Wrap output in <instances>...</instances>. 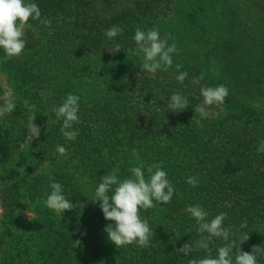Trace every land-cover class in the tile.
Returning <instances> with one entry per match:
<instances>
[{"label":"trees","instance_id":"16d2710c","mask_svg":"<svg viewBox=\"0 0 264 264\" xmlns=\"http://www.w3.org/2000/svg\"><path fill=\"white\" fill-rule=\"evenodd\" d=\"M243 1L247 13L240 16L218 9L215 0H210L214 9L202 0H186L188 9L181 15L189 29L175 36L178 26H164L175 0H130L109 17L97 13L96 0H31L51 26L29 21L20 58L7 60L0 49V66L16 104L0 118V264H188L209 254L195 249L201 234L185 211L189 205L203 207L209 221L227 213L224 226L232 233L227 242L213 238L212 257L233 240V261L239 247L251 252L264 246V152H257L264 140V0ZM113 26L123 32L109 39L105 32ZM137 27L158 28L160 37L179 49L172 66L154 78L131 54ZM182 38L195 42L185 46ZM109 44L120 45V52L101 62L91 82L83 81L94 64L89 57ZM195 44L205 50L197 52ZM181 72L188 74L183 83L176 78ZM219 85L228 89L225 102L198 124L194 109L203 102L200 89ZM5 92L0 85V97ZM70 93L80 98L74 141L63 137L62 120L52 111ZM173 93L189 101L178 114L167 108ZM25 100L35 105L34 123L41 133L30 149L19 151L33 114ZM57 145L67 155L57 153ZM141 163L146 179L149 165L162 164L175 193L167 205L141 213L155 233L149 247L116 248L104 231L114 222L105 220L99 202H92L95 189L113 169L123 180ZM189 176L198 179V186L186 183ZM52 181L77 205L64 216L44 203ZM26 204L33 206L32 217L23 223ZM244 221L247 227L240 229ZM242 233L249 240L240 246ZM189 242L194 250L184 257L177 249ZM257 260L264 264V255Z\"/></svg>","mask_w":264,"mask_h":264},{"label":"clouds","instance_id":"9594fccd","mask_svg":"<svg viewBox=\"0 0 264 264\" xmlns=\"http://www.w3.org/2000/svg\"><path fill=\"white\" fill-rule=\"evenodd\" d=\"M30 20L39 21L45 27L51 26V21L42 19L38 5L31 0H0V49L3 50L5 59H17L23 55L26 47L25 28L31 26ZM122 32L121 27L113 26L106 30L105 35L109 39H114ZM133 39L136 48L131 50V54L141 58V71L152 74L153 78L158 70L166 71L168 67H171L173 54L179 52L174 41L169 45L167 37H160L158 28L143 31L137 27ZM118 52H120L119 45L116 46V53ZM180 67V65H176L177 69ZM187 75V72H181L176 78L183 83ZM200 94L203 97V102L196 105L194 109L200 117V120L197 121L198 124L201 120L211 118L212 107L222 105L229 93L224 85H219L217 87H202ZM79 99V96L70 93L59 107L53 106L52 108L57 121L62 120L61 134L69 141H74L79 134L74 130V124L79 123ZM0 100L3 101L0 105V118H3L15 110L16 104L10 91L0 97ZM23 103L24 107L33 113L28 119L25 139V143L32 144L34 139L39 138L41 129L34 123L35 105H30L27 100ZM188 103L187 97L180 93H173L169 98L167 108L178 114L188 108ZM56 152L61 156L67 155V149L62 145H57ZM257 152H264V140L260 141ZM132 156L139 160V153L135 149L132 150ZM143 169V163L131 167L129 169L131 176L123 180L118 178V169H113L101 177V182L95 189L92 202H99L105 220L114 222L108 224L104 231L108 240L116 248L129 245H135L142 249L149 247L155 233L141 213L160 205H167L175 193V188L168 179L167 172L163 170L162 164L149 165L147 179ZM186 183L196 187L199 181L196 177L189 176ZM49 187L51 191L47 194L44 203L50 210L64 216L66 211H72L77 207L63 194L60 183L52 181ZM160 210L165 209L160 208ZM185 211L196 221L197 231L201 234L200 239L195 243V249H203L209 253L204 258L188 259V264H258L257 257L264 255V246H253L251 252H243L239 247L235 261H233L232 251L236 245V241L233 240L219 247L217 249L218 256L212 257L209 245L213 238H220L227 242L230 233H232L231 226H224L227 213H220L209 221L207 219L209 213L199 205H189ZM246 227V221L240 224V229ZM239 240L241 246L249 240V234L242 233ZM75 243L80 245V241H75ZM193 250V245L189 242L177 249V252L188 257Z\"/></svg>","mask_w":264,"mask_h":264},{"label":"rangeland","instance_id":"374dc122","mask_svg":"<svg viewBox=\"0 0 264 264\" xmlns=\"http://www.w3.org/2000/svg\"><path fill=\"white\" fill-rule=\"evenodd\" d=\"M130 0H96V8H97V13L100 14L102 17H109L110 15H112V13H114L115 10L120 9L122 6L126 5L129 3ZM204 1V2H203ZM241 2H244L243 0H225V5H224V0L220 1L218 3V0H215V4H217L218 9L221 8V10H225L226 12H229L231 14L230 11L232 12H237L238 15L242 16L245 15L247 13L246 10H244V7H241ZM202 3H204V6L210 9H214V6L210 5V0H202ZM178 7V0H175V5H174V12L172 11V13L170 15H168L165 19H164V26H178V30L176 31L173 29V34L175 36H183L182 33H180V31L185 32L188 31V27H186L182 21H184L186 18H183L184 16L181 15L182 10L188 9L187 5H186V0H180L179 3V8L180 13L177 9ZM230 9V10H229ZM175 11L176 14H175ZM237 15V16H238ZM231 17L233 18L234 22L236 20V17L234 15H231ZM187 20V19H186ZM181 23V24H180ZM180 24V25H179ZM193 39H188V38H182V41H185V46L188 44V46H192L193 43L195 41H192ZM200 43H203L202 41H199ZM116 46L117 45H113V44H109L108 46H106L105 48H103L100 52L96 53L95 55H91L89 57V59L91 61H93V65H90V69L88 70L87 74L85 75L83 81L86 82H91L93 79V75L98 71L101 62L106 59V57L112 53L113 51H116ZM202 44H195L194 47H196V51L197 52H202L204 51V47H202ZM119 48H121V46L119 45ZM214 65V64H213ZM214 67V66H213ZM11 81L9 79V76L7 74V72L0 66V85L1 87L6 91V92H11ZM5 92V93H6ZM38 139H34V141H38ZM32 142V143H33ZM31 148V144L29 143H25V141L21 144L19 151H27L28 149ZM13 163V162H12ZM1 184H0V188H1ZM32 205H25V210L22 211V222L26 223L31 221V217H32ZM262 230H264V228H262Z\"/></svg>","mask_w":264,"mask_h":264}]
</instances>
